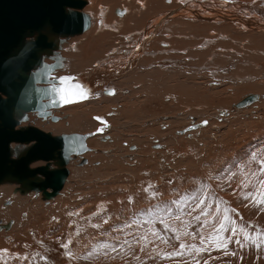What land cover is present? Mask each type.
I'll return each instance as SVG.
<instances>
[{
    "label": "rangeland",
    "instance_id": "rangeland-1",
    "mask_svg": "<svg viewBox=\"0 0 264 264\" xmlns=\"http://www.w3.org/2000/svg\"><path fill=\"white\" fill-rule=\"evenodd\" d=\"M86 1L81 11L89 21L93 20L101 33L107 32L108 25L114 31L112 34L108 29L110 37L101 36L97 40L106 54L90 63L92 67L88 73L108 64L112 56L123 58L124 52L137 45L136 40L162 12L153 13L150 0H101L97 4L93 0ZM137 2L148 7L142 9ZM212 4H222V0L212 1ZM97 5L106 11L102 23L95 19L100 12ZM206 6L210 5L197 0L194 8L185 9L180 2L176 8H182L186 13L178 19L190 18L205 24ZM260 6L264 8V3ZM220 8L224 10V6ZM111 10H116V15L108 22ZM133 13L134 19H127ZM244 18L243 13L239 19L251 23L252 17ZM129 20L133 22L127 25ZM90 25L88 22V27ZM201 31V34L206 32ZM42 33L48 34L54 42V46L46 50L49 55L59 56L63 61L56 62L70 64L69 67L73 65L68 57L72 51L70 44L92 42L88 38L81 40V33L61 35L52 33L51 29ZM42 33H35L26 43L36 40ZM153 38L157 42L162 40L161 36ZM212 39L206 37L202 41L207 44L206 51H211L210 54L203 51L206 56H210L217 46L211 43ZM157 42L148 45L144 58H157ZM257 43V48L264 50V39ZM186 44L183 42L182 47H174L183 52ZM82 47L91 48V44L84 43ZM240 50L243 53L238 55L229 50L230 54L224 57L225 60L233 59L234 65L224 67L222 57L216 60L215 66L225 68L224 73L210 70L214 67L212 59L209 68H204L207 59H196L195 56H191L189 65H195L193 70L204 69L199 76L180 65L171 67L175 76H170L169 84L175 85V81L179 86L169 89L162 86L167 94L155 101L158 103L139 99L132 87L125 88L129 98L99 105V110L92 108L86 111L87 118L81 111L67 115V108L49 111L50 117L42 116L40 112H18L20 117L15 113L20 121L19 129L37 127L55 137L61 135L57 131L92 136L87 140L90 150L68 160L70 175L56 198L49 199L25 186L23 192L13 188L16 197L8 195L15 199L12 207L2 209L0 204V224L16 223L11 230H0V264H264V203L258 202L264 196V98L239 112L235 107L253 93L259 92L257 95L260 96V92H264V78L248 85L244 80L237 83L229 80L230 84L225 85L219 79L222 75L236 76L237 80L250 72L249 62L244 61L245 51ZM49 60L51 64L54 61L42 59L46 63ZM179 60L184 66L182 57ZM38 68L45 73L48 70L43 65ZM153 71L161 72L157 68ZM200 76L209 80V86L196 90L191 86V78ZM43 77L52 78L45 74ZM116 77L119 79L120 74ZM161 77L155 81L150 77V94L157 82L165 79L163 74ZM73 78L78 80L80 77ZM50 81L53 82L43 85L61 83L58 79ZM245 86L253 89L238 95V90ZM76 106L80 107L79 104ZM221 110H230V115L223 118L219 115ZM28 115L37 117L36 124L23 123V118ZM52 117L61 118L54 122ZM83 121L89 122L83 132L57 127ZM201 122L209 123L193 132L189 130ZM40 123L55 127L45 129L38 126ZM19 145L27 151L31 146L30 143L12 144L13 159L27 153L15 148ZM84 158L88 162L81 165ZM39 164L35 162L34 165ZM51 166L56 168L61 163L53 162ZM12 180L5 178L4 183Z\"/></svg>",
    "mask_w": 264,
    "mask_h": 264
},
{
    "label": "bare ground",
    "instance_id": "bare-ground-1",
    "mask_svg": "<svg viewBox=\"0 0 264 264\" xmlns=\"http://www.w3.org/2000/svg\"><path fill=\"white\" fill-rule=\"evenodd\" d=\"M99 1H101V0H93V2L95 4H97ZM150 1L152 2V5L150 8L152 9L153 13L160 11V10L162 12L160 13V15L158 17H156L154 19L153 23L147 29H145L143 31L144 33L142 32L143 34H141V37H139V40L137 39V41H136L137 45H133L134 46L133 49H129V50L124 52L125 56L122 60V65H121V67L123 69L120 72V77H119V79L122 78L121 80L124 82V86L126 88H132L133 87L136 89V92L138 93L139 99L145 100V101L146 100L152 101L153 104L158 103L155 101H157L158 98L160 96H162L163 94H167V91L163 90L162 86H164V88L166 87L168 89L169 88H176L177 86H179L174 80L173 81H174L175 85L169 84L170 76L171 77L175 76L174 73H172L173 69L171 67H173V66L180 65L183 69H186L187 71H190V72H194L195 76H199L201 74V71L204 69H196L195 68V70H193L194 69L193 66H195V65H193V66L189 65L191 56H195L196 59L197 58H199V59L206 58L207 59V65L204 68H209L208 63H209V60L212 59L214 67L210 70H216V72L223 71V73H224V72H226L225 68H219L218 69L215 66L216 60L219 57H222V63H223L224 67H227L230 64L234 65L235 62L233 59L225 60L224 57L226 55L230 54L229 50L233 54L238 55L239 53H243V51L240 49H244V51H245L244 61L249 62L250 66H249L248 70L250 72L243 74L237 80H235L236 76H231L228 78L227 76L224 77L222 75H220L219 79L222 80V82L225 85L230 84L229 80L236 82V83L239 80H244L245 83L248 85L250 82H255L258 79L264 78V77H262V74L264 73V57H263L264 50H260L257 48L258 47L257 45H259L257 42L261 39H264V8H262L260 6L261 3H264V0H242V1H240V0L223 1L222 0V4H212V1H215V0H203L204 3H207L208 5L211 6V7L206 6V8H205L206 11L203 14L205 24H200V23L194 22V20L190 19V18L188 20H185V21H181L178 19L179 17L184 16V14L186 12H184L182 10V8L177 9L176 6L179 5V3L181 2V5H183V8H185V9L189 8V7L194 8L195 5L197 4V0H180L179 3L177 2V0H175L176 2H172V0H150ZM257 1H259L260 4H255ZM165 2H167V6L165 5ZM228 2H230V3H228ZM91 4H92V1H91ZM136 4H138L142 9H145L146 7H148L147 4L145 6L144 3H142V2H137ZM170 6H172V7L169 8ZM223 6H224V10H222V8H220ZM84 7L82 9H84ZM97 7L100 8V12L99 13L96 12L97 16L95 17V19L99 20V22L101 20V23H102L103 18H105L106 11H104V9L102 8L101 5H97ZM215 7H217L218 9H215ZM135 8H137L136 10H139L136 5H135ZM167 8H169V9H167ZM225 8H229V10H225ZM68 9H71V8H68ZM68 9H67V12H68ZM165 9H166V11H165ZM133 10H134V8H133ZM133 10H132V12H133ZM115 11L111 10V12L109 14L108 22H110L112 17H114L116 15ZM68 13H71V12L69 11ZM96 13H95V15H96ZM243 13L245 15L244 19L252 17L250 24L247 21H243V20L239 19V17ZM134 17H135V15L133 13L127 19H134ZM136 17H138V16H136ZM88 21H89V19H88ZM130 21L133 22L132 20H129L126 22V24L128 25L130 23ZM92 25L95 26V24H93V23H92ZM108 29L110 31L112 30L111 25L107 26V32H105V33H101V31L97 30V32L95 34L96 38L94 39L95 42H93L91 44L94 45V44L98 43L97 40L101 39V36L109 38L110 37L109 34H111L114 31H111V33H110V31ZM184 30L186 31V34L184 33ZM201 30H203V31L205 30L206 32L204 34H201V32H202ZM77 34H80V33L61 34V35H77ZM205 34H207V36H205ZM155 36H161L162 40L160 42H157V40H155L153 38ZM203 36H205V37H203ZM206 37L213 38L211 40V43H216V45H217L215 48H213L214 51L210 56H206V54L211 53V51H206L208 49L206 46L207 44L202 43V41ZM227 39H230V41H228V43H227ZM222 40H224L226 42H224V41L222 42ZM154 41L157 42L156 45L158 46V47H156V48H158L156 50V52H158L157 58L151 57L152 59L154 58L153 60L148 58V57L144 58L148 52L147 51L148 45ZM5 42H7V41H5ZM5 42L0 44V145L2 146V143L5 141L6 138H8L9 135H12V134L26 135L29 138H27L25 141H22V142L11 141L10 142V149H11V145L14 143H20V144H29L30 143V144H32L33 147L29 150V152L26 154V156L21 157V158H25V157L32 156L35 153H38V151H39L38 148L42 147L45 144L46 147H44V149L42 147V150L40 151L41 154L44 153V155H49V154H45V153H51V152L55 151L56 156H57L56 160L61 161L62 166H65L67 164V162H64L63 156L68 157V160H69V157L71 155H84L88 151H85L82 153L70 154V151H69L71 148L70 143H72V139H78L77 136H86L84 141L87 144V139H89L90 136H92L91 134H85V135L70 134V135H61V136H57V137L50 134L53 139L55 138L54 140L41 135L42 143L40 144L39 140H36V137H34L36 135H39L36 130L42 131L45 134H49V133H47L44 130L37 128V127H29L27 129H19V126H20L19 120H18L19 121L18 124L11 126L12 125L11 120L8 121V123H6L1 118V116L9 117V113L11 111L16 112V110H14L15 107H17L19 110L16 112L17 114L20 111L21 112H40L41 115L43 114L42 111L34 110L35 108L32 111H26L25 110L27 108L33 107L34 102H35V96L32 95L31 92L24 91L23 88L18 87L19 85L18 86L15 85L14 82H18L21 79L23 70L18 69V66H14V67L10 68V66L8 65V58H10V56H12V55H11L10 51H7V44ZM183 42H187V44L185 45L186 48L182 52V50H178V48H175V47H178V45L181 46V43H183ZM134 44H135V42H134ZM133 46H131V47H133ZM261 46L262 45H260V47ZM76 47H77L76 44L71 43L69 46V49L75 50ZM224 47H226V49ZM215 50H217L218 53H216ZM16 51L18 52L19 50H16ZM203 51L206 52V54H204ZM178 52H182L183 55L178 53ZM120 57L117 58L116 56H112L110 63L112 65H114L116 63V61L121 59ZM179 57H182V59L184 61V66L181 64ZM48 58L54 60L53 62L61 59L59 56H57V57L47 56L44 58V60H47ZM140 58H141V60L138 61ZM187 59H189V60H187ZM236 62H237V60H236ZM239 62L244 64V62L242 60H240ZM149 63L152 64V67H148ZM196 63H198V62H196ZM132 67H135V68L133 69ZM21 68H24L23 65H21ZM154 68H157L161 72L153 71ZM162 74L165 76V79L163 81H158L157 84L154 86L153 91H151V94H150V84H149L150 77H153L154 81H155L157 79H162V77H161ZM119 79L117 78L118 81H120ZM191 79H192L191 86H192V88H194L196 90H200L205 86H209V83H208L209 80H207V78L204 76H200L199 78H191ZM56 83H58V82H56ZM210 83H212V82H210ZM262 84H264V81H262ZM39 85H41V84L39 83ZM184 88H185V86H184ZM211 88H209V89H211ZM252 89H253V87H249V86L242 87L238 90V95L242 94L246 90H252ZM111 92H109V93L111 94ZM260 93H262V94H260V96H258V100H261L264 98V92H260ZM253 94H255V93H253ZM256 94H259V92ZM175 95H177V94H175ZM119 96H120L119 97L120 100L116 101L115 103L121 102L123 97H125V98L130 97L127 89L119 90ZM53 99H54V97H53ZM256 102L257 101H255L254 103H256ZM110 103H108V104H110ZM254 103H252V104H254ZM92 104H94L93 109H96V110L98 108H100L99 105L100 106L102 105L101 103L97 104L96 101H93ZM252 104H250V105H252ZM250 105H248V106H250ZM248 106H246V107H248ZM235 107L238 109V112L241 109L246 108V107H238L237 105ZM56 108H49L47 110L50 111V110L56 109ZM229 113H230V110L229 111L221 110L219 112V115L222 116L223 118H225V117L230 115ZM48 117H50V116H48ZM15 118H16V114H15ZM56 120H58V119L55 118L54 121L56 122ZM207 123H209V122H207ZM207 123L204 122V123L199 124V125H194L191 128H189V130L192 131V130L199 129V128H201V126H205ZM5 126H9L8 130H6V131L4 129ZM11 129L15 133H10ZM189 130L185 131V133H187L186 134L187 136H188ZM190 134H192V133H190ZM1 146H0V148H1ZM17 150L19 152H23L26 149L24 148V146L22 147L19 145V146H17ZM4 157H5V155H3L2 148H1L0 149V163L4 160ZM37 160H41V161H45V162L54 161V160L48 159V158L37 159ZM37 160H34V161H37ZM38 168H45V169H43L44 173H39L40 175L45 177V179H46L45 181H47L48 175L52 172H56V174L54 175V178L59 177L60 169H62V168H60V169L51 171L48 169V166H43V167H38ZM5 173L6 172L2 168H0V179H1L0 182H2L4 180V177L6 176V175H4ZM67 178H68V175H67ZM67 178H66V180H67ZM63 187H64V185H63ZM37 188H39L41 191H46L47 189H52L53 195H51V197L57 196L60 193V192L55 193L52 182H50V185L47 186L46 188H40V186H38V185H37ZM11 225H12V222L9 224V226L4 227V229L10 230ZM0 230H2V228Z\"/></svg>",
    "mask_w": 264,
    "mask_h": 264
},
{
    "label": "water",
    "instance_id": "water-1",
    "mask_svg": "<svg viewBox=\"0 0 264 264\" xmlns=\"http://www.w3.org/2000/svg\"><path fill=\"white\" fill-rule=\"evenodd\" d=\"M86 4V0H0V44L7 41L5 42L7 44V51H10L12 55L8 58L10 68L18 66V69L23 70L21 79L14 83L17 86L19 85L18 87L23 88L24 91H29L35 96L33 107L25 109L26 111H32L35 108L34 110L42 111V115L48 117L50 116V112L47 109L67 104L65 96L60 97L61 100L54 104V96L51 90H58L60 88L59 85L39 86V83L49 84L53 82L44 79L42 74L36 71L43 63L41 55L54 46V42L50 40L48 34L42 32L45 29H51L52 33L56 34H76L83 32L88 27L89 22L88 17L81 11ZM68 8H71V13L67 12ZM37 32L42 34L36 40L30 41L27 44L26 40L32 38ZM16 50H20V53ZM21 65L24 68H21ZM33 68L35 72H33V75H29ZM76 99L79 101L80 97ZM257 100L258 95L252 94L240 101L237 106L246 107ZM14 110L16 112L19 111L17 107ZM16 112L11 111L9 117L1 116V118L6 123L11 120V126H14L19 123L18 119L15 118ZM8 127L5 126V131L8 130ZM36 131L39 135L34 137H36V140H39L40 144L42 143L41 135L53 139L50 134H45L39 130ZM10 133L15 132L11 129ZM77 137L78 139H72V143H70V154L89 151L84 141L86 136ZM27 138L29 137L26 135L12 134L5 139L2 146L0 145L3 155H5L4 160L0 163V168L6 172L4 179L16 178L21 183L29 181L30 186L38 185L40 188H46L52 182L55 193L60 192L69 174L68 169L65 167L60 169L59 177L56 178H54L56 172H52L48 175L47 181L40 182L37 176L39 173H44L43 169L45 168L30 167V163L37 159L48 158L56 160L57 156L55 151L45 153L49 155L41 154L42 147L43 149L46 147L44 144L38 148V153L32 156L21 159L12 158L10 142H22ZM65 157L63 156L64 162L68 163V157Z\"/></svg>",
    "mask_w": 264,
    "mask_h": 264
},
{
    "label": "crops",
    "instance_id": "crops-1",
    "mask_svg": "<svg viewBox=\"0 0 264 264\" xmlns=\"http://www.w3.org/2000/svg\"><path fill=\"white\" fill-rule=\"evenodd\" d=\"M89 23L91 24L90 25L91 27L89 26L90 28L88 27L87 30L81 33V37H82L81 40L82 39L86 40L88 38L92 41L91 43H93L95 42L94 41V39L96 38L95 34L98 28L92 25V23L94 24L93 20H90ZM102 33H105V32H102ZM79 43L80 42L75 43L77 46L76 49L72 50L68 56L73 62V65L71 67H69L70 64L63 65L62 63L56 62V61L53 62L52 64L50 61L48 63L43 61L42 63L43 67H48L47 72L46 73L42 72L41 68H37L36 71H39L42 74V76L45 74L46 76H51L52 78L50 79H53V80L58 79L61 81V83L57 84L59 85L61 89L60 88H58V90L52 89V94L54 96V102H55L54 104L58 103L61 100L60 97L62 96H65V99L67 101H71V102H67V104L65 105L57 107L56 109L50 110L51 112L60 111L62 109L65 110L67 108V111H66L67 115H69L70 112H73V111L74 112L81 111L85 113V116L82 114V118L83 116L87 118L88 113L86 111L93 110L92 108L94 107V104H92L93 99L94 101H96L97 104L98 103L108 104L110 102L114 104L116 101L120 100L119 90H123L126 87L124 86V82L121 80L122 78H120V81H118L116 76L120 74V72L123 69L121 65H122V60L124 57L116 61L114 65L110 63L111 61L110 60L108 61V64L99 67L95 71L94 69H92L88 73L89 67H92L90 63L93 62L94 59L101 58V57L103 58L106 52L105 53L103 52L101 48V44L99 42L92 45L91 43H87L84 41V43L86 44H91V48H88V47L84 48L82 47L84 43H81V45H79ZM85 49L88 51L90 50L91 53L88 54L85 51ZM82 50H84L85 53H83ZM44 54L45 55H43V58L50 56L49 52L47 51ZM59 61H63V59L61 58ZM54 70H58V71H54ZM33 72H35L34 68L32 69L29 75H33ZM64 72H67V73H64ZM65 77H68V78H73V77L79 78L80 77V78L78 80H74L73 78V80L71 81L62 80V78H65ZM39 86H45V85L41 84ZM121 87H124V88H121ZM109 92H111V94ZM94 94H97V95H94ZM110 96H113V97L111 98ZM78 97H80V100L78 101V103H75V101H77L76 98ZM78 104L80 105L79 108L76 106ZM20 115L21 114H18L19 117ZM60 118L61 117L59 118L57 117L56 119L58 120H56V122L60 121ZM37 120L38 119L35 115H28L24 117L22 121L24 124H36L35 122H37ZM52 120L54 121L55 118L52 117ZM88 123H89L88 121L77 122V123L68 122L63 125H58L57 127L65 128V131L70 130L72 128H76V130H80L81 132H83L86 130V127L89 126ZM41 124L42 123H40L38 126L43 127L45 129H49V128L54 129L55 127V125H50L49 123L48 124L43 123L42 125ZM56 133L61 134V135H67V133H60L59 131H57ZM71 133H74V132H71ZM93 142L94 141L92 140V143ZM18 186H20V184H14V186L11 189L0 186V196H1L0 204L1 205H3V203L7 201L6 199H8L9 194H13V195L15 194L13 188H17ZM14 196L16 197V195ZM1 217L5 218V216L3 215H1Z\"/></svg>",
    "mask_w": 264,
    "mask_h": 264
},
{
    "label": "flooded vegetation",
    "instance_id": "flooded-vegetation-1",
    "mask_svg": "<svg viewBox=\"0 0 264 264\" xmlns=\"http://www.w3.org/2000/svg\"><path fill=\"white\" fill-rule=\"evenodd\" d=\"M45 55V54H44ZM43 58V57H42ZM73 134V133H72ZM75 134V133H74ZM82 135H85V134H82ZM61 136V135H60ZM88 140V139H87ZM17 146H15V148H16ZM33 147V145L31 144V146H30V148H29V150L31 149ZM29 150L27 151V149H26V151H27V153L29 152ZM26 153V154H27ZM87 153V152H86ZM15 154V153H14ZM26 154L24 155V156H26ZM17 155V154H16ZM73 156H77V155H71L70 157H69V159L71 158V157H73ZM23 157V156H22ZM20 159V158H19ZM84 159H86V158H84ZM84 159H82V160H84ZM87 160V159H86ZM35 162L36 163H41V164H39V165H34L35 164ZM53 162H57V163H61V161H59V160H54V161H50V162H45V161H41V160H37V161H34V162H32V163H30V167L31 168H38V167H43V166H48V169L49 170H57V169H60V168H63V167H65V168H67V164L65 165V166H62V164H61V166H58V167H56V168H52V166H51V164L53 163ZM88 162V160L86 161V163ZM85 163V164H86ZM81 165H84V163H82V161H81ZM68 169V168H67ZM68 172H69V170H68ZM69 175H70V172H69V174H68V178H69ZM68 178H67V180H68ZM37 179H38V181H45L46 179H45V177L44 176H42V175H38L37 176ZM36 179V180H37ZM14 180H16V181H14ZM67 180H66V182H67ZM5 181L3 180L2 182H0V186H2V187H4V188H8V189H11L13 186H14V184H20L21 182H19V180H17L16 178H14L12 181H10V182H7V183H4ZM66 182L64 183V187H65V185H66ZM4 183V184H3ZM22 184V186L20 185V186H18L17 187V190H20V191H24V187L25 186H29V188L30 189H32V190H35V191H38L40 194H43L45 197H47V198H49V199H54V198H56L57 196H53V197H51V195H53V190L52 189H47L46 191H41L39 188H37V186L35 187V186H30L29 184V181L28 182H23V183H21ZM64 187H63V189H64ZM62 191V190H61ZM60 191V192H61ZM17 195V194H16ZM0 198H1V196H0ZM7 201L6 202H4L3 204L4 205H2V209H8V208H10V207H12L13 205H14V200L15 199H12V198H8V199H6ZM17 202V201H16ZM11 205V206H10ZM12 222V225H11V228L12 227H14L15 225H16V223H15V221H9L7 224H5L4 222H1V224H0V229L2 228V230H6V229H4V227H7V226H9V224ZM11 228H10V230H11Z\"/></svg>",
    "mask_w": 264,
    "mask_h": 264
},
{
    "label": "snow or ice",
    "instance_id": "snow-or-ice-1",
    "mask_svg": "<svg viewBox=\"0 0 264 264\" xmlns=\"http://www.w3.org/2000/svg\"><path fill=\"white\" fill-rule=\"evenodd\" d=\"M69 79H70V78H68V77L62 78V80H69ZM67 102H71V101H67ZM262 170H264V168H262ZM258 202H260V203H264V196H262L261 200L258 201ZM221 230H223V225H221ZM218 246H219V245H218ZM224 246H226V245H224Z\"/></svg>",
    "mask_w": 264,
    "mask_h": 264
}]
</instances>
